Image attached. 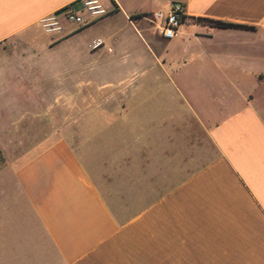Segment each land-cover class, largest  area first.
<instances>
[{
  "label": "crops",
  "instance_id": "1",
  "mask_svg": "<svg viewBox=\"0 0 264 264\" xmlns=\"http://www.w3.org/2000/svg\"><path fill=\"white\" fill-rule=\"evenodd\" d=\"M172 1L184 4L187 22L164 39L139 15ZM100 2L101 19L65 22L44 44H24L36 52L9 58L1 56L42 17L79 4L0 0V97L28 66L72 75L67 97L83 96L78 84L96 77L114 84L104 95L112 100L89 113L99 123L81 129L130 135L74 138L61 131L74 127L54 126L1 165L0 264H264V0ZM73 65L81 68H61ZM188 80L228 88L215 109L188 110ZM144 89L146 98L161 92L162 106L137 110ZM195 129L213 153L187 174L186 132ZM96 145L111 149L76 148Z\"/></svg>",
  "mask_w": 264,
  "mask_h": 264
},
{
  "label": "rangeland",
  "instance_id": "2",
  "mask_svg": "<svg viewBox=\"0 0 264 264\" xmlns=\"http://www.w3.org/2000/svg\"><path fill=\"white\" fill-rule=\"evenodd\" d=\"M148 26L154 30L149 24ZM44 35H46V32L38 25L34 33L19 36L4 53L6 55L3 54L1 57L18 58L19 56H28L30 52H36L27 50L28 46L26 47L24 44L29 42L44 44L46 42L43 39L46 38L43 37ZM43 49L40 53H45L46 56L43 57L46 58L43 59H48L50 51H45L44 47ZM61 68L63 70L68 68L78 70L81 66L73 65ZM19 70L15 83L11 85L10 89L6 90V93L8 92L11 96L0 97V150L3 156V162L0 163V166L8 164L10 160L23 153L30 147L29 143L36 138L57 131V129H51L54 126L74 127L70 131L61 130L64 134L68 133L70 137L74 138L109 139L119 136L130 137L129 131L120 130L119 133L118 130L90 129L84 131L81 129L84 123H92L87 120L90 112L97 110L98 107H104L107 101L112 100L106 99L104 95L105 91L110 90L107 87L113 86V83H106L99 81L96 77H90V81H83L84 83L78 84L83 85L81 88L84 93L83 96L67 97L65 89L72 86V80H70L72 75L61 76L59 73L51 75L50 67L45 65L28 66ZM187 70L189 72L188 67ZM182 84L185 90L183 98L188 101L185 107L189 105L198 108L207 105L210 107V111L219 104L217 103V96H220L221 91L228 88L227 83L221 82L209 83L188 80L183 81ZM81 90L79 94H81ZM145 91L146 89L139 91L143 94H140L142 100L136 103L137 110L145 107L156 108L162 106L163 96H161V92L157 96L146 98ZM172 98L171 95L168 104L174 107L175 104L173 105L174 100ZM187 109L189 110V107ZM94 123H99V121L95 120L91 125H94ZM186 134V173L188 174L205 164V159L210 157L213 149L209 146L203 131L195 129L187 131ZM76 148L80 152L82 149L85 150L88 155L105 154L107 149H111V147L102 145L79 146Z\"/></svg>",
  "mask_w": 264,
  "mask_h": 264
},
{
  "label": "built area",
  "instance_id": "3",
  "mask_svg": "<svg viewBox=\"0 0 264 264\" xmlns=\"http://www.w3.org/2000/svg\"><path fill=\"white\" fill-rule=\"evenodd\" d=\"M78 6L67 5L39 20V26L46 33L64 32V23L78 27L89 25L108 13L100 0H78ZM156 33L164 39L176 37L180 28L187 22L185 6L180 1H172L167 9L155 10L139 15Z\"/></svg>",
  "mask_w": 264,
  "mask_h": 264
},
{
  "label": "trees",
  "instance_id": "4",
  "mask_svg": "<svg viewBox=\"0 0 264 264\" xmlns=\"http://www.w3.org/2000/svg\"><path fill=\"white\" fill-rule=\"evenodd\" d=\"M202 24L213 26V27H233V28H247L253 29V26L244 25L240 23H233L228 21H223L220 19H212L207 17H199L197 18ZM3 162V156L0 150V163Z\"/></svg>",
  "mask_w": 264,
  "mask_h": 264
}]
</instances>
